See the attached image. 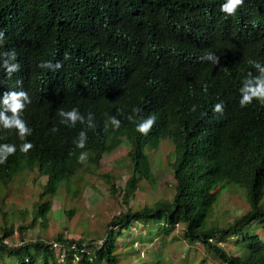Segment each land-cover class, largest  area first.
I'll return each mask as SVG.
<instances>
[{"label": "trees", "instance_id": "trees-1", "mask_svg": "<svg viewBox=\"0 0 264 264\" xmlns=\"http://www.w3.org/2000/svg\"><path fill=\"white\" fill-rule=\"evenodd\" d=\"M225 2L0 0V111L5 93L26 91L31 103L22 118L32 129L26 141L34 144L21 152L25 141L17 130L0 126V144L17 148L0 164V191L23 174L36 173L38 182L46 179L31 215L28 209L10 215L2 211L1 264L8 257L19 258L18 264L56 262L52 243L35 240L12 246L6 240L38 220L46 226L61 190L78 195L87 175L101 174L104 156L124 144L129 151L123 163L131 170L125 197L144 180L154 185L152 152L165 140L174 145V198L121 212L101 244L58 235L55 243L66 251L69 264L77 254L78 264H121L117 236L145 228L143 242L164 236V246L177 226L189 245L201 246L213 262L264 264V240L258 233L264 228V104L254 99L242 108L239 103L243 80L259 75L256 63L264 66V0H244L231 16L220 11ZM209 52L219 58L218 65L202 59ZM5 60L18 63L20 70L9 77ZM42 61L63 66L55 71L41 68ZM63 100L72 101L85 119L92 113L95 128L61 123L56 108L45 128L36 125L39 113ZM221 102L223 113H215L214 105ZM150 114L156 115V123L142 135L137 124ZM111 116L121 121L118 130L110 122L106 130ZM54 127L58 131H51ZM81 130L87 133L83 149L74 143ZM82 152L87 153L84 163L79 162ZM100 176L111 193L117 191L110 173ZM229 184L245 191L250 208L221 224L214 219L215 209ZM16 215L22 222L31 221L16 229L15 220L7 219ZM161 258L159 253L155 263L143 264H162ZM196 264H208V258Z\"/></svg>", "mask_w": 264, "mask_h": 264}, {"label": "rangeland", "instance_id": "rangeland-1", "mask_svg": "<svg viewBox=\"0 0 264 264\" xmlns=\"http://www.w3.org/2000/svg\"><path fill=\"white\" fill-rule=\"evenodd\" d=\"M128 151L129 148L124 144L115 151L106 154L102 161L100 173H110L114 177L118 185L116 192L111 193L110 185L103 180L101 174L87 175L85 180L87 185L82 183L79 185L78 195L74 196L66 189L61 190L60 195L54 200L53 211L49 215L46 226H43L41 220H38L35 226L21 233L18 227L22 223L26 225L31 219L22 222L16 219L17 215L9 216L8 223L14 219L15 227L18 230L13 237L7 239L8 243L12 246H18L23 241L33 242L35 240L52 243L56 249L57 260L51 264H69L65 258L66 251L61 252L58 250L60 245L55 246V239L58 235L63 233L68 239H84L86 242L95 240L101 244L108 230L115 229L114 226H111V221L121 212H126L129 208L141 209L153 205L160 199L172 200L176 193L175 179L170 164L174 160L172 142L165 140L160 144L159 151L152 152L156 183L153 185L144 180L140 183V189L135 190L131 197L126 198L123 188L131 175V170L123 161ZM36 175V173L23 174L16 178L8 188H3L0 191V235L2 234L1 227L5 224L2 211L8 212V214L12 212L18 214L19 211L28 209L31 215L34 202L39 200L40 192L46 181L45 178H41L39 182L34 181ZM73 188L76 186L73 185ZM249 208L245 191L229 184L225 192L220 195L214 219L221 224H227L247 212ZM67 211L74 212L69 215ZM144 231L145 228L144 230L133 229L131 232L117 236L116 248L121 264L155 263L159 253L162 254V264H196L204 257L208 258V264H220L213 262V257L207 255L208 253L201 246L189 245L183 236L182 226H177L165 237L168 244L164 246L162 244L164 236L143 242L141 237H147ZM258 233L264 240V228L258 230ZM226 248L229 251L232 250L230 246ZM31 252H35L32 247ZM78 259L79 256H75L71 264H78ZM18 260L17 257H8V260L3 264H18Z\"/></svg>", "mask_w": 264, "mask_h": 264}, {"label": "clouds", "instance_id": "clouds-1", "mask_svg": "<svg viewBox=\"0 0 264 264\" xmlns=\"http://www.w3.org/2000/svg\"><path fill=\"white\" fill-rule=\"evenodd\" d=\"M243 4L244 0H226V2L221 5L220 11L230 16L235 15L238 8L242 7ZM2 38L3 32H0V39ZM4 55L7 56L9 54L4 53ZM65 58H67V54H65ZM10 59L12 61L16 60L15 51L10 53ZM202 59L211 60L212 63L216 65L220 63L219 58L211 52L207 53ZM38 66L55 71L56 69L62 68L63 65L61 62H57L53 65L51 61H42ZM3 67L7 70L9 77L20 70V65L18 63H8L7 60L4 61ZM255 68L259 75L252 77L251 74H249V77L243 80V86L240 88L241 99L239 103L242 108L251 104L254 99H257L261 104H264V66L260 63H256ZM30 103L31 99L26 91H9L4 94L3 104L5 107L3 111H0V126L5 130L16 129L19 139L25 141L20 145V151L23 153L29 152L34 147L33 143L26 141V137L31 135L32 129L28 127L27 122L22 118L26 106ZM53 108H56L59 111L58 115L62 117L61 123L65 125L74 127L77 122H80L81 124H86L89 129L95 128L94 115L89 113L87 119H85V116L80 113L79 109L72 106V101L70 100L57 101L51 104L44 112L39 113L36 118L37 126L45 128V123L52 117ZM223 110L224 104L222 102L214 105L213 111L215 113H223ZM140 111L141 109L139 108L133 109V112L137 114L140 113ZM192 111H195V106H193ZM127 119L132 121L134 117L130 115ZM156 119L157 117L155 114H150L147 118L141 117V121L137 124L136 130L142 135H147L155 125ZM109 122L114 129L118 130L121 126V121L115 116H111L108 118V121H106V130ZM51 131L55 132L58 131V129L54 127ZM74 143L78 148H85L87 143V133L81 130ZM16 150L17 148L14 144H0V164L6 163L8 157L14 155ZM86 160L87 153L82 152L79 156V162L84 163Z\"/></svg>", "mask_w": 264, "mask_h": 264}, {"label": "built area", "instance_id": "built-area-1", "mask_svg": "<svg viewBox=\"0 0 264 264\" xmlns=\"http://www.w3.org/2000/svg\"><path fill=\"white\" fill-rule=\"evenodd\" d=\"M6 242H8L7 240H6ZM59 244L58 243H55V246H58ZM82 252L84 251L83 249L81 250ZM75 256H79L78 254L77 255H75ZM78 258V257H77Z\"/></svg>", "mask_w": 264, "mask_h": 264}]
</instances>
